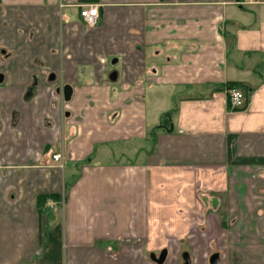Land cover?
I'll use <instances>...</instances> for the list:
<instances>
[{"label":"crops","instance_id":"obj_1","mask_svg":"<svg viewBox=\"0 0 264 264\" xmlns=\"http://www.w3.org/2000/svg\"><path fill=\"white\" fill-rule=\"evenodd\" d=\"M0 75V264H264V0H0Z\"/></svg>","mask_w":264,"mask_h":264},{"label":"built area","instance_id":"obj_2","mask_svg":"<svg viewBox=\"0 0 264 264\" xmlns=\"http://www.w3.org/2000/svg\"><path fill=\"white\" fill-rule=\"evenodd\" d=\"M79 16L86 27H94L98 20V9L94 5L87 6L80 10ZM227 98L231 110H242L245 107V96L239 89L229 88ZM52 160L60 163L62 156L60 154L52 155ZM59 168H62V163L59 164Z\"/></svg>","mask_w":264,"mask_h":264},{"label":"water","instance_id":"obj_3","mask_svg":"<svg viewBox=\"0 0 264 264\" xmlns=\"http://www.w3.org/2000/svg\"><path fill=\"white\" fill-rule=\"evenodd\" d=\"M1 80H2V76L0 75V82ZM60 92L62 93L63 100L67 102L71 96V88L69 86H64L63 88H57L56 93L60 94ZM164 257H165V251L161 252L156 262L161 264L164 261ZM183 257L185 261L184 264H188L189 262H188L187 254H184ZM151 258L154 259V256H152ZM209 264H219V258L216 254L210 257Z\"/></svg>","mask_w":264,"mask_h":264},{"label":"trees","instance_id":"obj_4","mask_svg":"<svg viewBox=\"0 0 264 264\" xmlns=\"http://www.w3.org/2000/svg\"><path fill=\"white\" fill-rule=\"evenodd\" d=\"M230 88H232V87H230ZM47 199H54V196H43V197H40L39 199H38V201L40 202V201H45V200H47Z\"/></svg>","mask_w":264,"mask_h":264},{"label":"rangeland","instance_id":"obj_5","mask_svg":"<svg viewBox=\"0 0 264 264\" xmlns=\"http://www.w3.org/2000/svg\"><path fill=\"white\" fill-rule=\"evenodd\" d=\"M68 183H69L68 176L65 175L63 184L68 185Z\"/></svg>","mask_w":264,"mask_h":264}]
</instances>
